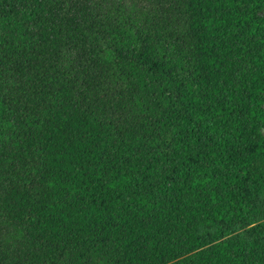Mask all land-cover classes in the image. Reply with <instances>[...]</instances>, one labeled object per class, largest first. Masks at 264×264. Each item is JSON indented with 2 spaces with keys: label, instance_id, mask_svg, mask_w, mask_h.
Returning a JSON list of instances; mask_svg holds the SVG:
<instances>
[{
  "label": "trees",
  "instance_id": "trees-1",
  "mask_svg": "<svg viewBox=\"0 0 264 264\" xmlns=\"http://www.w3.org/2000/svg\"><path fill=\"white\" fill-rule=\"evenodd\" d=\"M0 264H264V0H0Z\"/></svg>",
  "mask_w": 264,
  "mask_h": 264
}]
</instances>
